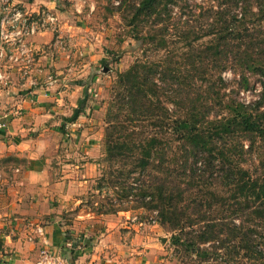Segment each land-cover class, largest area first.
I'll use <instances>...</instances> for the list:
<instances>
[{
	"label": "trees",
	"instance_id": "16d2710c",
	"mask_svg": "<svg viewBox=\"0 0 264 264\" xmlns=\"http://www.w3.org/2000/svg\"><path fill=\"white\" fill-rule=\"evenodd\" d=\"M127 7L144 58L114 82L104 135L110 170L99 188L105 180L133 208L151 212L182 261L192 253L194 264H264V0H137ZM200 36L208 39L199 43ZM172 38L185 43L174 49L176 59L171 50L158 55ZM150 46L157 50L146 57ZM227 69L239 78L228 92ZM256 75V98L225 97L249 89ZM151 162L169 168L153 171ZM79 243L66 248L69 256L80 253Z\"/></svg>",
	"mask_w": 264,
	"mask_h": 264
},
{
	"label": "crops",
	"instance_id": "0c3cea01",
	"mask_svg": "<svg viewBox=\"0 0 264 264\" xmlns=\"http://www.w3.org/2000/svg\"><path fill=\"white\" fill-rule=\"evenodd\" d=\"M7 1L28 20H39L44 26L27 38L29 62L2 61L6 80L0 83V124L4 123L0 126V264H35L42 238L37 227L43 228L52 249L66 255L70 264H166V251L153 237L140 235L139 225L129 219L133 212L87 211L79 204L82 199L70 191L88 180L56 176L48 165V155L57 152L60 133L69 142L74 137L76 146L91 149L94 143L81 127L92 119H87L90 107L94 115L99 105L92 102L91 86L78 80L91 65L84 56L86 48L78 45L80 16L72 15L87 1ZM89 4L92 8L93 1ZM5 12L0 1V19ZM66 25L71 26L66 27L70 53L61 45ZM81 100H85L81 114L70 121ZM69 238L81 241L75 257L66 250Z\"/></svg>",
	"mask_w": 264,
	"mask_h": 264
},
{
	"label": "rangeland",
	"instance_id": "374dc122",
	"mask_svg": "<svg viewBox=\"0 0 264 264\" xmlns=\"http://www.w3.org/2000/svg\"><path fill=\"white\" fill-rule=\"evenodd\" d=\"M86 1L83 9L79 10V12L73 11L72 15L80 16L77 29V34L79 35L78 45L79 47L82 46L86 48L87 52H85L84 56L88 59V66L91 65V70L88 72L86 70V73L84 75L82 74L83 76L81 75L78 80H84L88 86H91L90 93L92 94V102L94 106L96 105L98 107L99 105L98 111H96L94 115L91 114L94 107H90V114L88 113L89 116L87 119H92L85 120V126L81 127L87 129L86 134L88 137L92 135L88 141L93 139L94 143H91L93 146L91 149L89 148L91 147L90 145L87 146L88 148L85 147L86 145L83 147L76 146L74 143L75 138L71 136L70 142L67 141L64 132L60 129L59 131H62L64 136L61 133L58 135V149L56 153L48 155V165L56 176H64L67 174L72 175V178L74 177L77 181L88 180L87 182H82V184L78 182L72 186L70 191L73 197L79 196V198L82 199L79 204L82 205L84 209L91 213L92 211L94 212V210H107L110 207H114L117 210H130L133 213L129 219L131 222H136L137 225H139L137 228H140V230H138L140 235L144 236L145 239H147V236L153 237L156 243H159L163 248L162 251H166L163 255L166 264H194L195 261L193 263V260L195 256L192 253L190 256H186L185 260H181L182 255L180 256V253L175 251L174 247L171 245V232L165 230L159 224L158 226L154 225L156 224L154 221L155 217L152 218L153 215L151 212H146L142 207L133 208L135 202L129 203L123 196L118 197L115 190L120 193V188L117 187L114 190L107 186L105 180H102L104 183H102L99 188V182L101 181L100 177L103 174L107 177L108 171L110 170L109 162L105 155L104 135L106 114L108 109L111 108V104L113 105L112 102H114V82L117 79L118 73L128 69L135 60L144 58L143 49L145 46H143L140 41H136L134 30L127 24L131 15L130 8L127 7V4H132L137 0ZM90 1H93L92 8L89 4ZM196 1L200 4L203 3V0ZM197 8L196 13H198L200 7L197 6ZM66 27L68 29L71 28L70 25H66L64 28ZM67 28L66 30L64 29L66 35H63L61 45H63V50L70 53L71 44L69 42L70 37L68 36ZM80 37L82 38L80 39ZM207 39L208 37L206 36H200L197 41L201 43ZM168 44V49L165 50L161 48L158 55L166 54L168 50H171L167 55L171 54V56L176 59L177 56L174 49H180L181 47L184 49L183 45L185 43H180L178 40L172 38ZM150 47L151 48L146 53V57L149 55L154 56V50H157L154 49L153 46ZM90 55L92 57H90ZM222 75L230 81L228 89L225 87L222 89L223 91L226 90V92H228L232 88H237L238 76L234 77L233 72L229 69L223 71ZM260 79L261 76L259 75L250 76L249 89H241L238 94L232 93L231 96L225 97H234L235 99L238 98L243 101L256 98L257 92L261 89ZM74 110L71 114L72 116ZM114 111L115 107L112 106L111 114H113ZM149 167L153 171L166 170L169 168L167 165L158 166L153 162L150 163ZM130 181H132V179ZM101 203L103 206H100ZM117 210H115L114 213L118 212ZM202 263L210 264L209 262Z\"/></svg>",
	"mask_w": 264,
	"mask_h": 264
},
{
	"label": "built area",
	"instance_id": "2783aa9c",
	"mask_svg": "<svg viewBox=\"0 0 264 264\" xmlns=\"http://www.w3.org/2000/svg\"><path fill=\"white\" fill-rule=\"evenodd\" d=\"M6 10L0 19V83L6 80V74L3 69L2 61L9 63L29 62L30 46L27 44V38L30 35L40 31L44 23L40 24L39 20H28L21 10L14 5H9L7 0H0ZM51 21L53 17L49 18ZM0 126H4L2 122ZM37 232L42 236L41 246L38 251V259L35 264H70L66 255L52 249L48 239L44 236L43 228L37 227ZM73 239H66L65 245L71 248ZM81 246V241L78 246Z\"/></svg>",
	"mask_w": 264,
	"mask_h": 264
}]
</instances>
